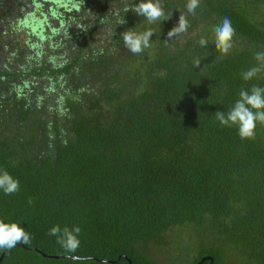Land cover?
<instances>
[{"label": "trees", "instance_id": "obj_1", "mask_svg": "<svg viewBox=\"0 0 264 264\" xmlns=\"http://www.w3.org/2000/svg\"><path fill=\"white\" fill-rule=\"evenodd\" d=\"M139 2L0 0V169L20 182L0 219L32 236L0 264H264V125L242 140L215 118L264 87V71L240 75L264 51V0H200L172 40L187 0H163L172 15L154 25L125 12ZM149 27V49L124 47L120 33ZM56 225L81 228L76 253Z\"/></svg>", "mask_w": 264, "mask_h": 264}, {"label": "clouds", "instance_id": "obj_2", "mask_svg": "<svg viewBox=\"0 0 264 264\" xmlns=\"http://www.w3.org/2000/svg\"><path fill=\"white\" fill-rule=\"evenodd\" d=\"M198 7H200V0H187L185 4L186 11L180 12L177 26L167 33L169 40L188 33L191 25L187 17L191 15L195 18ZM130 9L138 16L143 17L148 25L166 21L172 15V12H166L163 0H140L134 6L125 8V12ZM116 15L117 25L126 23L124 17H120L119 13ZM212 32L216 50L221 55H228L233 48V40L236 35L230 18L223 17L221 22L213 27ZM154 34V30L150 27L144 31L129 28L120 33V36L124 47L132 54L139 55L152 46L150 41ZM165 42H168V40H165ZM198 44L201 48H205L208 46V40L201 37ZM254 59L257 63L240 74L244 81H251L264 71V51L255 53ZM193 64L199 68L201 61L198 58L194 59ZM215 118L221 126L229 128L235 126L242 140H254L257 124L264 125V87L253 85L250 89H241L239 99L235 101L232 107L226 112L217 111ZM19 190V180L13 178L6 169H0V191L5 195H12L19 192ZM32 203L33 200L29 198L28 204L31 205ZM80 233L81 228L79 226L61 228L60 225H56L49 230L48 235L56 237V243L60 245L65 253L74 254L80 247ZM31 241L32 236L19 223H6L3 219H0V250L10 251L18 244L29 245ZM73 258L83 259L80 256H74Z\"/></svg>", "mask_w": 264, "mask_h": 264}, {"label": "rangeland", "instance_id": "obj_3", "mask_svg": "<svg viewBox=\"0 0 264 264\" xmlns=\"http://www.w3.org/2000/svg\"><path fill=\"white\" fill-rule=\"evenodd\" d=\"M16 21H17V19H13L12 23L15 25L17 23ZM17 38H18L17 39L18 42H24V40L27 38L26 33L23 30H20V32H18ZM180 235H182V234H180ZM155 259L157 260V264H159V263L165 264L164 260H162L161 257L158 259L155 257Z\"/></svg>", "mask_w": 264, "mask_h": 264}, {"label": "water", "instance_id": "obj_4", "mask_svg": "<svg viewBox=\"0 0 264 264\" xmlns=\"http://www.w3.org/2000/svg\"><path fill=\"white\" fill-rule=\"evenodd\" d=\"M6 251H7V250L3 251V254H2L1 257H0V261L2 260V258H3V256H4V254H5ZM205 260H209V258H208V257H204V258H202L198 264H201V263L204 262ZM128 263L131 264L130 261H129Z\"/></svg>", "mask_w": 264, "mask_h": 264}]
</instances>
